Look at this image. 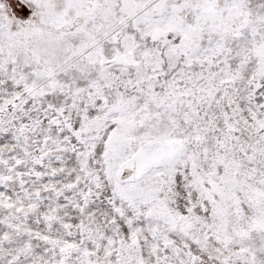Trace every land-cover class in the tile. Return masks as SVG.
<instances>
[{"label":"snow or ice","instance_id":"1","mask_svg":"<svg viewBox=\"0 0 264 264\" xmlns=\"http://www.w3.org/2000/svg\"><path fill=\"white\" fill-rule=\"evenodd\" d=\"M0 264H264V0H0Z\"/></svg>","mask_w":264,"mask_h":264}]
</instances>
